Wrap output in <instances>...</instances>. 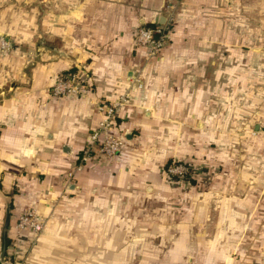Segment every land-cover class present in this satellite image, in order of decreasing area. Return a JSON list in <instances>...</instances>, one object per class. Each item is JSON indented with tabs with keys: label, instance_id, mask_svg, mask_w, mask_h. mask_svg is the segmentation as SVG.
Here are the masks:
<instances>
[{
	"label": "crops",
	"instance_id": "0c3cea01",
	"mask_svg": "<svg viewBox=\"0 0 264 264\" xmlns=\"http://www.w3.org/2000/svg\"><path fill=\"white\" fill-rule=\"evenodd\" d=\"M169 18L148 58L132 32ZM0 35V264H264V0H0ZM125 93L118 157L78 168Z\"/></svg>",
	"mask_w": 264,
	"mask_h": 264
},
{
	"label": "built area",
	"instance_id": "2783aa9c",
	"mask_svg": "<svg viewBox=\"0 0 264 264\" xmlns=\"http://www.w3.org/2000/svg\"><path fill=\"white\" fill-rule=\"evenodd\" d=\"M176 30L169 18L163 25L137 26L132 32V38L136 47H144L148 50V58L156 55L158 51L174 37ZM11 44L7 38L0 36V51H9ZM79 75L72 74L66 78H59L52 87L54 97H64L67 95H83L80 86ZM130 99V95L125 93L116 101L108 105H99L98 112L101 115L97 129L86 143L81 155L77 158L78 168L89 164L96 157H103L107 160H114L120 153L121 142L114 132V120L119 111ZM169 176L178 179L184 178L188 173L185 166L172 164L167 169ZM45 228V221L41 220L34 210L23 213L17 223V229H30L34 233H39Z\"/></svg>",
	"mask_w": 264,
	"mask_h": 264
},
{
	"label": "rangeland",
	"instance_id": "374dc122",
	"mask_svg": "<svg viewBox=\"0 0 264 264\" xmlns=\"http://www.w3.org/2000/svg\"><path fill=\"white\" fill-rule=\"evenodd\" d=\"M0 36L3 37L4 35H0ZM11 48H12V46H11ZM1 52H3V51H1ZM182 145H183V143H181V147H182ZM172 164H175V165H181V166H185V167H187V169H188V173L186 174V176H185L184 178L181 177V179H178V178H176V177L169 176L168 173H167V169H168V167H170ZM195 167H196V166H194L193 161H191V160H189V159H185V158H182V157H181V160H180V159H177V158H175V157H172V158H169V160L165 163V172H166V174H167L169 177H171V178H173V179H175V180H177V181H181V182H185V181L190 182V181H192V179H193L194 177H195V178H196V177H197V178H200V177H201L202 181H205V180H207V179L210 178V176H209L207 170H205V166H204V165H202L200 168H195ZM41 233H42V231L39 232V233H35L34 235H35V237H37V236H39ZM29 258H30V255H29L28 253H26V254H25V264H27V262L29 261Z\"/></svg>",
	"mask_w": 264,
	"mask_h": 264
}]
</instances>
